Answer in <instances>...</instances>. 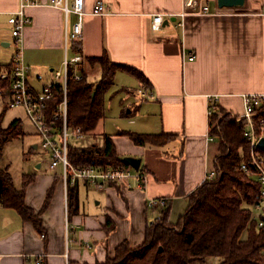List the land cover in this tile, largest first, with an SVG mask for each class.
Returning <instances> with one entry per match:
<instances>
[{
	"label": "crops",
	"instance_id": "obj_1",
	"mask_svg": "<svg viewBox=\"0 0 264 264\" xmlns=\"http://www.w3.org/2000/svg\"><path fill=\"white\" fill-rule=\"evenodd\" d=\"M96 1L83 0L82 35L68 43L66 54L80 53V72L88 77L93 71L100 75V67L84 59L105 52L113 63L142 73L147 84L116 71L104 96V118L94 130L95 137L70 144L99 145L102 135H108L120 158L140 159L138 169H143L147 182L143 190L138 180L129 179L109 184L104 191L77 182L76 212L68 217V262L72 264L101 263L121 242L131 246L143 242L145 227L163 216V209L147 207L150 198L166 200L168 221L174 223L173 218L184 213L188 195L213 170L218 142L213 137L208 140V97L217 96L220 108L240 114L241 94L264 93V0H242L239 6L226 9H219L215 0H199L198 9L207 5L219 14L184 17L179 16L182 0H101L109 13L93 16L89 12ZM48 3L39 0V5L26 9L31 22L23 32V56L29 68L28 84L36 92L54 82L53 72L64 58L65 29L75 21L73 14L65 20L63 12ZM18 4L19 0H0L1 73L8 71L13 54L8 18ZM155 15L163 17L159 29L152 28ZM183 51L194 53V60H184ZM140 91L150 92L151 97ZM114 96L119 97L116 106ZM4 100L0 94L2 129L19 119L9 114L8 119L14 118L3 125L6 113L14 109L6 110ZM123 131L167 133L172 139L162 146L136 145ZM24 133L14 140L22 141ZM38 147L37 142L31 143L23 156L32 155ZM59 174V167L43 168L39 162L36 170L21 176H32L24 189L25 203L39 213L42 232L22 221L15 210L0 205V264H64L66 203ZM90 192H94L93 204L103 205L100 212L86 211ZM107 220L113 224L110 232Z\"/></svg>",
	"mask_w": 264,
	"mask_h": 264
},
{
	"label": "trees",
	"instance_id": "obj_2",
	"mask_svg": "<svg viewBox=\"0 0 264 264\" xmlns=\"http://www.w3.org/2000/svg\"><path fill=\"white\" fill-rule=\"evenodd\" d=\"M84 60L99 65L100 79L93 85L85 74L79 80L68 78L67 126L72 130L78 127L87 136H93L98 122L104 118V96L115 72H127L138 78L143 86L147 81L134 68L110 61L105 52L100 57ZM7 72H10V66ZM8 84V79L0 78V88L6 90ZM50 88L52 98L46 102L45 118L58 132L61 121L54 120L52 115L62 99V90L56 83L50 84ZM262 109L259 116L264 117V107ZM208 125L209 135L218 142L213 161L215 177L205 180L188 195L186 209L176 222L168 221L165 211L162 217L145 227L143 242L131 246L123 241L114 248L111 256L96 264H208L212 259L216 264H264V226L258 228L251 215L260 186L240 167L242 163L249 162L248 144L243 137L245 125L237 121L230 111L219 106L209 116ZM121 133L136 145L162 146L172 139V135L167 133ZM20 134L19 119L12 120L6 128L0 127V205L15 210L22 221L32 223L36 230L42 232L39 213L25 203L24 189L32 176L23 175L21 188L17 189L7 167L1 165L4 145ZM258 152L264 162V151L258 149ZM67 156L71 164L78 168L106 170L128 167L116 154L111 138L105 134L99 145L94 142L89 145L70 144ZM140 171L144 172L141 168ZM76 189L77 183L67 188L68 217L76 212ZM106 228L108 232L113 230L109 220L106 221ZM68 264L72 263L69 261Z\"/></svg>",
	"mask_w": 264,
	"mask_h": 264
},
{
	"label": "built area",
	"instance_id": "obj_3",
	"mask_svg": "<svg viewBox=\"0 0 264 264\" xmlns=\"http://www.w3.org/2000/svg\"><path fill=\"white\" fill-rule=\"evenodd\" d=\"M199 0H182V9L180 17L187 14L195 13L201 15H218V11H210L207 5L198 9ZM49 6L60 9L65 20L70 14L75 16V21L65 29L64 33V58L61 67L53 72L54 82L61 86L62 99L54 109L52 115L54 120L61 121V129L56 132L52 124L48 123L45 118L46 102L52 98L50 85L45 86L40 92L33 90L28 84L29 68L24 61L23 56V32L31 19L26 14V9L39 5V0H19L18 7L10 13L8 23L11 26L13 54L9 63L10 72L0 73L1 79H8L9 84L6 90L0 89V94L4 95V107L6 109L21 108L31 125L35 130V135L39 140L40 149L49 155L50 167L60 168V178L63 182L65 194V222L64 228L66 232L64 264H68V245L70 244L67 235L69 233V224L67 217V188L81 181L97 191H104L109 184L124 182L129 179L139 181V187L143 190L146 187V175L139 169L134 170L131 167H119L115 169L100 170L94 167L78 168L71 164L68 160V148L70 141L82 143L87 139L80 128L70 129L67 126V81L68 78L79 80L82 78L80 72L83 61L79 52L73 55H67L66 49L69 42H77L82 35V22L86 14L83 0H49ZM109 13L108 7L101 0L94 3L89 14L93 16H104ZM163 21L161 15H155L152 19V28L159 29ZM183 58L192 61L195 54L189 51H183ZM141 95L151 97L150 92H141ZM217 96L208 97V106L206 115L214 113L217 108ZM242 111L240 114H231L237 121L244 123L243 137L248 144L249 159L248 163L241 164V170L248 175H255L260 186L258 198L252 206L253 209L260 210V214L256 216L251 213L252 217L257 221V227L264 226V162L262 155L258 152L257 143L264 137V117L262 114L264 107V93H244L241 94ZM208 140H212L209 135ZM215 177L214 170L206 173L204 181ZM147 207L163 209L166 207L164 198L148 199ZM262 217V218H261ZM43 238V235L41 236ZM40 263L41 261L38 260ZM208 264H216L215 260H209Z\"/></svg>",
	"mask_w": 264,
	"mask_h": 264
},
{
	"label": "rangeland",
	"instance_id": "obj_4",
	"mask_svg": "<svg viewBox=\"0 0 264 264\" xmlns=\"http://www.w3.org/2000/svg\"><path fill=\"white\" fill-rule=\"evenodd\" d=\"M94 65H97V64H94ZM89 76L87 77L88 82H91L93 85H96L99 82L100 75L96 73V71L89 72ZM118 98H119L118 96L113 97V100H114L113 106L117 105ZM9 114L17 116L21 120L22 131H24L27 135L24 133L26 136L22 141L13 140L4 147L3 157H2L3 160L1 159V165L2 167H6V166L9 167L8 168L9 173L11 174L14 185L17 189H20L22 185V179H21L22 174L28 173V171L30 170H36V164L39 162H41L43 164V168H45L48 164H50V159H49V156L45 152H42L39 147L38 149H36V151L32 155H29L28 157L23 156V152L26 153L28 149H31L30 148L31 143L37 142L39 144V141L37 138L31 137L32 136L31 134L34 133L35 135V130L33 126L31 125V123L29 122V120L27 119L22 109L14 108L13 110L7 112L5 120H3V125L8 124L9 120L11 121L14 118L12 117V119H8ZM6 119H8V121H6ZM28 122L30 124H28ZM93 136L95 137L94 133H93ZM251 177H253L254 181L257 180V177L255 175H251ZM93 193L94 192L88 193V198H87L89 202V204H87L88 206H86V202H85L86 211L88 213H89V210H91V208L92 210H95L97 212H100V210L103 209V205H100L97 207L93 204V201H94L92 197ZM83 196L84 195H81V200L84 199ZM252 213L258 219L257 216L261 212L260 210L253 209ZM176 220H177V216L173 218L172 222H176ZM242 236L244 237L245 234L243 233Z\"/></svg>",
	"mask_w": 264,
	"mask_h": 264
},
{
	"label": "water",
	"instance_id": "obj_5",
	"mask_svg": "<svg viewBox=\"0 0 264 264\" xmlns=\"http://www.w3.org/2000/svg\"><path fill=\"white\" fill-rule=\"evenodd\" d=\"M216 5L219 9H226L230 6H239L242 2V0H215ZM257 148L261 151H264V137H262L258 143ZM121 161L124 162L129 167L133 168L134 170H138L140 165V159L134 158V157H122ZM161 248H159V251Z\"/></svg>",
	"mask_w": 264,
	"mask_h": 264
}]
</instances>
